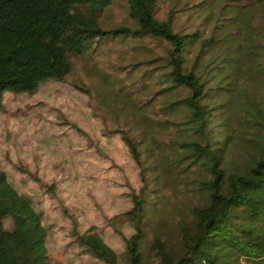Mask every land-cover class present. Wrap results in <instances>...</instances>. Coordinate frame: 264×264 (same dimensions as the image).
Here are the masks:
<instances>
[{
    "label": "rangeland",
    "instance_id": "rangeland-1",
    "mask_svg": "<svg viewBox=\"0 0 264 264\" xmlns=\"http://www.w3.org/2000/svg\"><path fill=\"white\" fill-rule=\"evenodd\" d=\"M172 10L173 29L196 28L219 38L238 58L211 88V137L230 136L224 165L245 167L264 140V29L256 0H157L156 16ZM104 27L133 24L126 0H112L98 19ZM224 44L218 45L219 50ZM226 45V44H225ZM239 45V46H238ZM164 39L143 36L103 38L83 54L70 55L64 80L47 79L32 91L5 90L0 108V168L41 213L52 264H107L76 235L93 227L127 261L125 238L134 231L127 214L135 196L145 199L141 250L144 264H162L149 250L158 237L172 257L180 252L181 228H192L194 206L207 201L200 165H176L173 142L186 111L166 102L187 93L163 89ZM216 52V51H215ZM194 49L187 55L193 60ZM206 59V58H205ZM166 69V68H165ZM185 123V135H186ZM136 141L141 164L122 139ZM186 137V136H185ZM5 227L11 225L5 218Z\"/></svg>",
    "mask_w": 264,
    "mask_h": 264
},
{
    "label": "trees",
    "instance_id": "trees-1",
    "mask_svg": "<svg viewBox=\"0 0 264 264\" xmlns=\"http://www.w3.org/2000/svg\"><path fill=\"white\" fill-rule=\"evenodd\" d=\"M256 1L264 29V0ZM111 2L0 0V108L5 90L32 91L47 79L64 80L71 70L70 55L83 54L97 40L143 36L164 39L168 48L158 57L157 66L164 68L167 84L161 90L187 88L186 94L166 102L168 108H181L187 113L181 135L173 142V162L181 165L186 159L180 166L182 171L193 164L207 170L209 177L200 184L208 201L192 208L193 226L181 228V247L176 256L167 253L158 237H154L149 250L162 264H264V140L249 164L228 170L224 158L230 136L213 138L207 128L213 116L206 101L214 88L210 82L218 81L238 60L228 44L229 34L219 38L217 25L206 35L200 28L176 31L172 10L163 19L156 16L157 0H126L133 24L104 28L98 19ZM220 43L225 50L217 49ZM191 49L193 60L188 66ZM121 136L140 165L136 141L125 132ZM144 205V197L135 196L133 206L125 212L134 226L125 238V264H144ZM5 218L10 219L9 228L4 225ZM46 236L41 213L0 168V264H52ZM76 241L107 264H118L116 251L93 227L77 234Z\"/></svg>",
    "mask_w": 264,
    "mask_h": 264
}]
</instances>
